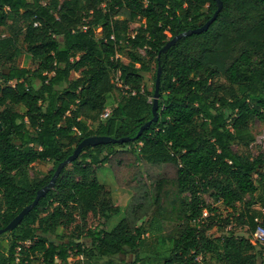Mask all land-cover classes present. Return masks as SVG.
I'll return each mask as SVG.
<instances>
[{
	"label": "trees",
	"instance_id": "16d2710c",
	"mask_svg": "<svg viewBox=\"0 0 264 264\" xmlns=\"http://www.w3.org/2000/svg\"><path fill=\"white\" fill-rule=\"evenodd\" d=\"M220 1L207 30L159 57L173 36L208 21L217 0H0V27L10 15L23 23L0 33V228L33 202L84 138H130L85 147L66 165L22 222L0 234V264L36 257L43 264H139L143 221L163 196L171 208L159 223L172 228L173 240L167 264H198L213 252L222 264H264V243L207 234L234 221L247 222L253 234L264 227V212L259 220L251 210L257 183L264 189V155L251 149V125L264 124V0ZM21 44L30 66L16 63ZM159 64L158 119L137 136L153 118ZM151 71L152 90L145 82ZM116 72L127 88L103 118ZM37 161L54 166L41 179L23 177ZM105 164L134 201L110 230L105 225L119 208L96 175ZM135 179L139 184H129ZM261 202L264 208V194ZM77 218L71 233L57 232Z\"/></svg>",
	"mask_w": 264,
	"mask_h": 264
},
{
	"label": "rangeland",
	"instance_id": "374dc122",
	"mask_svg": "<svg viewBox=\"0 0 264 264\" xmlns=\"http://www.w3.org/2000/svg\"><path fill=\"white\" fill-rule=\"evenodd\" d=\"M42 1L46 2V0H42ZM22 26L23 23L21 21L16 20L13 15H10L7 24L3 27H0V33L1 34L16 33L18 32L19 28ZM98 35L100 36V30H98ZM168 36L170 37L171 34L168 33ZM21 47H22V53L18 56L16 63L19 66H30L31 58L27 52L26 46L21 44ZM140 52L143 53L144 51L140 49ZM120 55L123 61L125 62L128 61V56L125 49L120 51ZM78 75H79L78 73H73L72 77H76ZM112 76L114 78V81L116 82L117 89L114 92L110 93V95L108 96L107 107L110 109H112V107L115 105L117 97L125 88L122 85L121 80L119 79V72L113 73ZM145 76H146L145 82L148 88L152 90L154 84V71L146 73ZM251 132L256 137L255 142H253L251 145L253 154L257 155L261 153L264 155V124L260 121H255L251 125ZM234 147L235 149L237 148L236 145ZM53 166L54 164L51 161H37L26 167L23 171L22 176L30 180H38L43 178L46 174H48V172L53 168ZM111 166H112L111 164H105L96 169L97 178L104 184V187L108 192V198H110L112 202L115 205H117L119 208L118 213L111 216L110 219L107 221L105 228L108 230L112 229L117 224V222L125 216L126 210H128V208L134 204L133 203L134 201L132 199L133 191L128 186L126 188L121 186L123 185L122 183L123 180L120 178L121 180L120 182L119 178H115V172ZM148 183L149 185L153 186V184L150 183V180L148 181ZM129 184L136 185L139 183L135 179L133 181H129ZM257 185L259 186L258 190L251 197V200L256 203L252 205L251 210L259 218V220H261L262 214L264 212V208L261 202V196L264 194V189L258 183ZM167 188L171 189L170 190L171 197L172 195L174 196L175 193L174 183H170V185ZM203 196L205 197L208 203H212V199L210 198V196H208L207 194ZM168 201L169 199H165V196H163L160 203V206L162 207L155 213L153 212L154 214L153 213L151 214L152 211H150L148 217H146L145 220L143 221L146 228V232L141 237L138 246V255L141 258L139 260V264H167V260L170 257V249L173 244V240L169 237L168 232L172 228L171 227L166 228L165 226H163V228L161 227L159 221L160 220L162 221L164 217L167 220L168 218L164 214L159 215V213L164 212L166 207L167 209L171 208L168 204ZM215 206L219 209L220 213L223 216H226L224 205L222 204L221 201L215 203ZM204 214H207V211H205ZM78 221L79 219L77 218L72 225L60 226L57 232L65 233V234L71 233ZM230 232L234 233L236 236L251 237V241H253L254 243L257 242L248 223L245 221L242 222L234 221L233 223H231L230 225L224 228L219 226H213L207 231V234L211 238H216L221 235L228 234ZM3 243L7 245V239H4ZM115 260L119 264H121L118 258ZM198 261H199L198 264H222L220 261H218L216 257V253L214 252L208 253L205 257L199 256ZM32 264H43L41 257L34 258Z\"/></svg>",
	"mask_w": 264,
	"mask_h": 264
},
{
	"label": "water",
	"instance_id": "95a60500",
	"mask_svg": "<svg viewBox=\"0 0 264 264\" xmlns=\"http://www.w3.org/2000/svg\"><path fill=\"white\" fill-rule=\"evenodd\" d=\"M218 3V8L213 14V16L206 21L202 26H199L197 28H192L188 29L186 31H183L175 36H173L160 50L159 52V57L162 52H167L171 46H173L180 38L189 36L192 34H199L202 33L203 31L207 30L209 26L216 20L220 10L222 9V2L220 0H217ZM161 74H162V67L159 64L158 70H157V76H156V82H155V91L153 95V107H152V112H153V118L149 121H147L145 124H143L137 134V136H140L145 129H147L153 121H157L158 119V108H159V97H160V85H161ZM129 137H122V138H115L111 136H105V135H92L84 138L74 149V152L67 157L65 160L60 162L51 178L49 183L45 185L44 187L40 188L37 191V195L33 202L30 204L26 205L12 220L11 222L3 227L0 228V234L6 232V231H11L15 229L24 219V217L39 203L40 199L44 197L47 192L54 188L57 178L59 177L61 171L63 168L73 162L82 152V150L85 147L89 146H95L99 144H107V143H123L127 140H129Z\"/></svg>",
	"mask_w": 264,
	"mask_h": 264
},
{
	"label": "built area",
	"instance_id": "2783aa9c",
	"mask_svg": "<svg viewBox=\"0 0 264 264\" xmlns=\"http://www.w3.org/2000/svg\"><path fill=\"white\" fill-rule=\"evenodd\" d=\"M35 25H38V22H35ZM127 88V87H125ZM110 109L106 108V110L103 112V114L101 115L103 118L107 117L110 113ZM254 237L255 239L260 242V243H264V227L259 225L257 226L255 232H254Z\"/></svg>",
	"mask_w": 264,
	"mask_h": 264
},
{
	"label": "crops",
	"instance_id": "0c3cea01",
	"mask_svg": "<svg viewBox=\"0 0 264 264\" xmlns=\"http://www.w3.org/2000/svg\"><path fill=\"white\" fill-rule=\"evenodd\" d=\"M115 105H116V102H115Z\"/></svg>",
	"mask_w": 264,
	"mask_h": 264
}]
</instances>
